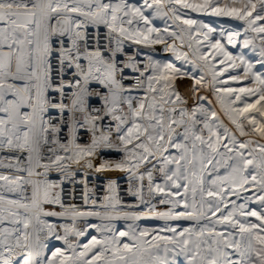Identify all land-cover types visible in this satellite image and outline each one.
<instances>
[{
  "label": "snow or ice",
  "instance_id": "6c2138e0",
  "mask_svg": "<svg viewBox=\"0 0 264 264\" xmlns=\"http://www.w3.org/2000/svg\"><path fill=\"white\" fill-rule=\"evenodd\" d=\"M0 264H264V0H0Z\"/></svg>",
  "mask_w": 264,
  "mask_h": 264
},
{
  "label": "built area",
  "instance_id": "2783aa9c",
  "mask_svg": "<svg viewBox=\"0 0 264 264\" xmlns=\"http://www.w3.org/2000/svg\"><path fill=\"white\" fill-rule=\"evenodd\" d=\"M110 155V158H118V154H115V153H111L109 154ZM109 176L111 177H118V176H122L123 174L122 173H110L108 174ZM91 180V183L96 185L98 190L100 191V193L102 194L103 193V188L106 184V180L104 179V175L103 174H98L97 176H94V177H91L90 178ZM120 185H121V188H126V181L121 179L119 181ZM128 199H131L130 197ZM80 201H77V203H79ZM123 222V221H121Z\"/></svg>",
  "mask_w": 264,
  "mask_h": 264
},
{
  "label": "rangeland",
  "instance_id": "374dc122",
  "mask_svg": "<svg viewBox=\"0 0 264 264\" xmlns=\"http://www.w3.org/2000/svg\"><path fill=\"white\" fill-rule=\"evenodd\" d=\"M232 23H233V26H235V24L237 22H232ZM157 58L164 59L165 58V54L160 53ZM181 87H182V90H183L184 85H182ZM157 223H159V222L152 221V220H142V221H140L141 226H149V227L155 226ZM118 227H120L121 229H123L124 222H119Z\"/></svg>",
  "mask_w": 264,
  "mask_h": 264
}]
</instances>
